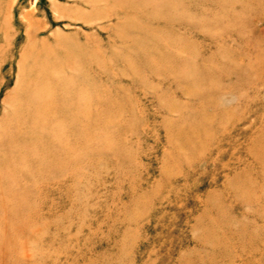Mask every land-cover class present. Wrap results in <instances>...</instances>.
<instances>
[{
	"label": "rangeland",
	"instance_id": "rangeland-1",
	"mask_svg": "<svg viewBox=\"0 0 264 264\" xmlns=\"http://www.w3.org/2000/svg\"><path fill=\"white\" fill-rule=\"evenodd\" d=\"M158 1L0 0V264H264V0Z\"/></svg>",
	"mask_w": 264,
	"mask_h": 264
},
{
	"label": "bare ground",
	"instance_id": "bare-ground-1",
	"mask_svg": "<svg viewBox=\"0 0 264 264\" xmlns=\"http://www.w3.org/2000/svg\"><path fill=\"white\" fill-rule=\"evenodd\" d=\"M159 2V1H158ZM161 5L165 6L166 8L169 7H177L176 5H174V1L173 0H162L159 2ZM71 149V148H70ZM59 150V149H58Z\"/></svg>",
	"mask_w": 264,
	"mask_h": 264
}]
</instances>
